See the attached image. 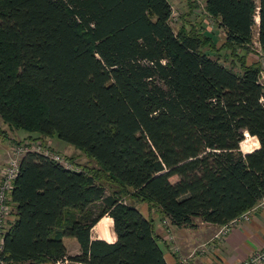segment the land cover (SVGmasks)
I'll return each mask as SVG.
<instances>
[{
	"label": "trees",
	"instance_id": "obj_1",
	"mask_svg": "<svg viewBox=\"0 0 264 264\" xmlns=\"http://www.w3.org/2000/svg\"><path fill=\"white\" fill-rule=\"evenodd\" d=\"M204 2L239 71L200 29H173L169 0H0V119L96 164L21 157L0 264H166L137 202L222 226L264 197L263 69L245 58L256 26L264 55V0ZM246 133L259 146L243 153ZM104 216L113 241L91 237Z\"/></svg>",
	"mask_w": 264,
	"mask_h": 264
},
{
	"label": "crops",
	"instance_id": "obj_2",
	"mask_svg": "<svg viewBox=\"0 0 264 264\" xmlns=\"http://www.w3.org/2000/svg\"><path fill=\"white\" fill-rule=\"evenodd\" d=\"M261 62L264 72V58H261ZM0 129L3 131L0 135V143H3V139L13 140L16 136V130L10 133V129L1 119ZM30 136L28 134L16 137L22 139ZM47 139L52 140V138ZM1 146L5 154L0 157V173L10 151L7 144H0ZM138 208L140 209V205ZM140 211L143 213L142 209ZM152 218L157 222L155 232L161 236L159 243L163 249L166 264H238L264 245V206L255 208L248 220L230 224L225 234H219L221 226L200 220L195 221L194 227L174 226L171 223L167 227L156 221L155 217ZM167 231L174 235L175 243L179 246L178 253L172 252V245L166 237ZM257 264H264V261Z\"/></svg>",
	"mask_w": 264,
	"mask_h": 264
},
{
	"label": "rangeland",
	"instance_id": "obj_3",
	"mask_svg": "<svg viewBox=\"0 0 264 264\" xmlns=\"http://www.w3.org/2000/svg\"><path fill=\"white\" fill-rule=\"evenodd\" d=\"M169 2L172 9L170 23L175 31H177L181 25H185L187 27L194 26L197 29H200L204 34L209 35L214 42V51H212L211 49V54L215 57H218L220 61L226 66L231 67L236 71H239V63L236 62V58L232 56L231 52L225 49H219L224 40L225 34L224 31L218 26L216 18L206 10L204 0H169ZM206 51L208 50L206 49ZM240 53H242V51H240ZM245 58L246 62L248 63L259 62L262 66L261 58H264V55L257 41V26L254 28L253 43L251 44L249 51L246 52ZM14 130H16L15 132L17 137L26 136L28 134L33 135V137H25L22 139H18L13 134H10V136H14L13 140L6 138L3 139V143L1 142L0 144H7L8 147H11L12 145L25 140L38 141L42 146L48 147L52 152L58 154L72 168H79L80 166L92 167L96 165L95 162L90 159L86 154L74 148L72 145L57 139L56 137H53L52 140L50 139V141L46 138L45 141L41 143L38 138L36 139L37 134L35 133H29L22 129H10L9 132L12 133L14 132ZM1 133L3 132L0 129V135ZM248 135H245V143L240 144V150L243 153L244 151L249 149L252 151L253 148L257 145L254 138L249 137ZM9 142L10 145H8ZM3 154H5V150L1 146L0 157ZM125 201L133 202V200L129 198H125ZM137 204V206L140 205V209H142L143 215H147L150 219H153L152 217H155L156 221H159L164 224L163 220L165 219V217H161L158 209H156L155 206L144 202H137ZM99 221L103 223L100 227L101 230H93L92 228L91 237L100 238L107 241H113L115 234L113 229H109V227L112 226V220L110 221L108 216H104ZM63 241L66 245L67 252L69 255H74L79 252V245L74 238L64 237ZM175 242L176 241L174 239V235L172 234V241L169 240L170 245H172L171 250L173 253H178L177 249H175L176 247L174 246H179Z\"/></svg>",
	"mask_w": 264,
	"mask_h": 264
},
{
	"label": "built area",
	"instance_id": "obj_4",
	"mask_svg": "<svg viewBox=\"0 0 264 264\" xmlns=\"http://www.w3.org/2000/svg\"><path fill=\"white\" fill-rule=\"evenodd\" d=\"M263 79H264V74L261 71L259 75V80L264 85ZM28 151H35L42 153L52 158L53 160L61 163L65 167L68 168L71 167L58 154L52 152L48 147L42 146L38 141L25 140L17 144H14L10 147V151L8 153L7 159L5 160L0 173V250L2 249V245H3L4 233L9 225V222L14 219V215H13L14 209L10 198V192L13 187V181L17 176L19 170L20 159ZM263 206H264V197H262L254 207H252L249 210H246L232 221L222 225L219 230V234H225L228 231L230 224L236 223L238 221L248 220L250 213L255 208L263 207ZM163 223L166 224L167 227L170 226V221L168 218H165L163 220ZM167 239L172 241V234H170L169 231H167ZM174 247H176L175 249H177V252H179V247L177 246ZM262 261H264V245L260 249L255 251L249 258L243 260L238 264H257ZM68 263L69 261L67 259H64V261L59 260L56 262V264H68Z\"/></svg>",
	"mask_w": 264,
	"mask_h": 264
},
{
	"label": "bare ground",
	"instance_id": "obj_5",
	"mask_svg": "<svg viewBox=\"0 0 264 264\" xmlns=\"http://www.w3.org/2000/svg\"><path fill=\"white\" fill-rule=\"evenodd\" d=\"M256 21L258 22V17H256ZM258 24V23H257ZM245 135H248L247 133L245 134ZM249 137H252V136H250V135H248ZM242 143H245V140H243L242 142H241V144ZM259 146V144L258 145H256V147L255 148H257ZM247 148H248V146H247ZM251 150L249 149V150H246V151H244L245 153H247V152H250ZM109 229H113V227L112 226H110L109 227Z\"/></svg>",
	"mask_w": 264,
	"mask_h": 264
}]
</instances>
